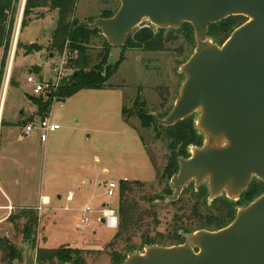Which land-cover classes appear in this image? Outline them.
<instances>
[{
	"label": "rangeland",
	"instance_id": "374dc122",
	"mask_svg": "<svg viewBox=\"0 0 264 264\" xmlns=\"http://www.w3.org/2000/svg\"><path fill=\"white\" fill-rule=\"evenodd\" d=\"M23 1L16 0L4 13L3 27L8 37L7 44L0 48V185L5 183V191L0 190V238L9 234L12 248L19 254L17 259L9 260L8 248L0 246V264H23L27 250L36 256L37 249L62 247L80 250L84 264H113L114 253L143 254L147 248L141 246L146 237L169 245L182 228L191 231L184 237L187 244L186 236L197 232L199 221L202 224L204 215L211 213L203 206L198 207V213L193 210L195 199L190 188L183 190L176 201H170L171 181L161 177L168 164V142L154 121L170 112L184 81L180 69L193 49L181 28L163 31V38L169 41L161 51L123 47L120 61L103 84L104 90H82L64 102H54L49 114L60 129L40 143L38 132L24 133L27 124L39 121L36 107L28 99L37 96L26 77L31 73L39 81L53 78L51 66L58 62L59 54L50 49V44L57 11L35 9L21 28ZM119 5V0H78L74 17L80 24L89 25L105 12L114 13ZM141 28L159 32L147 20L136 30ZM31 43L41 49L27 56ZM107 45L101 33L90 39L86 70L100 63ZM139 102L142 111L154 119L149 125L136 117ZM199 114H193L194 120ZM124 179L142 184L134 186L133 192L139 219L127 234L114 239L118 227L108 230L100 225L96 212L102 203L117 210L119 182ZM251 181L258 182L254 177ZM15 182L21 183L20 187ZM111 182L117 185V192L108 197ZM69 191L75 197L66 203L64 196ZM40 194L51 200L42 211L35 209ZM58 195H63L61 200ZM9 205L10 213L3 208ZM65 206L69 210L64 211ZM86 206L93 212L86 226H81L82 212L77 208ZM20 213L36 216L34 235L29 238L33 247L22 233L27 217L19 218Z\"/></svg>",
	"mask_w": 264,
	"mask_h": 264
},
{
	"label": "water",
	"instance_id": "95a60500",
	"mask_svg": "<svg viewBox=\"0 0 264 264\" xmlns=\"http://www.w3.org/2000/svg\"><path fill=\"white\" fill-rule=\"evenodd\" d=\"M119 4L113 16L88 25L110 47L104 69L120 61L128 35L143 21L160 30H177L183 24L193 29L195 47L181 66L184 81L178 97L170 112L155 122L168 128L199 112L194 126L204 142L190 148L188 158H179L178 172L170 179V201L189 183L197 190L207 182L209 202L222 192L236 200L253 177L264 183V0ZM22 12L23 7L19 21ZM230 17L246 20L219 46L208 37L209 27ZM186 240L180 246L146 247L145 253H133L122 264H264V193L238 209L226 227L198 230ZM23 264H37L31 250Z\"/></svg>",
	"mask_w": 264,
	"mask_h": 264
},
{
	"label": "trees",
	"instance_id": "16d2710c",
	"mask_svg": "<svg viewBox=\"0 0 264 264\" xmlns=\"http://www.w3.org/2000/svg\"><path fill=\"white\" fill-rule=\"evenodd\" d=\"M16 0H0V48L7 44L6 36L3 23L5 21V11L12 8L13 3ZM78 0H26L23 10L21 28L26 26L27 18L32 14L33 10L41 8H50V10L57 11L56 27L52 32L50 49L60 54L63 50V46L66 41L69 42L70 51L74 54V58L68 61V68L72 71L71 75L65 80L58 91L52 95H42L38 97H28L29 101L36 107V117L42 119L47 117L49 110L54 102H64L71 98L75 94L82 90H104L103 84L108 80L111 68L115 65H110L105 68L107 59L110 53V47L107 45L106 51L100 56V63L92 70L87 69V45L90 39L99 34V31H91L88 28V24H80L74 17L75 8ZM114 13L105 12L102 18H108L113 16ZM243 17H230L217 24L211 25L208 30V37L217 45L221 46L231 35V33L241 26L245 22ZM183 36L187 43H189L190 49H194V34L193 29L189 24H183L180 27ZM159 32L154 34L149 28H141L139 30H133L129 35L123 47H129L139 49L142 51H161L164 44L169 40L163 38V31L158 29ZM19 47V43L18 46ZM122 47V49H123ZM40 46L36 44H29L28 54L31 51H40ZM193 51V50H192ZM53 55V54H50ZM3 63L1 64L2 71ZM56 99V100H55ZM140 109L136 111V117L144 125H149L152 122L153 117L149 114H145L142 110L143 105L141 102L138 103ZM194 115L178 122L172 127H158L163 130L167 140V149L169 151L168 164L165 166L162 172V178L171 179L178 171V160L179 158H188L189 150L192 147H200L204 138L199 134L194 126ZM32 119H30L31 121ZM154 120V119H153ZM155 121V120H154ZM2 125V123H1ZM0 125V126H1ZM157 131V130H156ZM264 185V183L260 182ZM137 181L128 182L122 180L119 182L118 189V232L114 235V239L122 237L123 234H127L138 221L139 215L136 209V202L134 200V186H141ZM188 187V186H187ZM186 187V188H187ZM256 185L251 183L248 188L242 192V195H246L247 191L250 194L246 199V204L251 203L255 195L262 194L264 186L259 189H254ZM185 188V189H186ZM191 193L195 199L193 210L197 211L198 207L203 206L206 208L209 214H205L202 218V224L196 229L217 231L229 225L235 218L236 211L235 206H242L245 204L240 201L238 203H230L225 199L216 198L208 203V194L205 185H201L195 190L193 184H189ZM188 189V188H187ZM260 194V195H261ZM253 199V200H252ZM256 199V198H255ZM209 204V205H207ZM194 211V212H195ZM199 215V214H197ZM27 222L24 224L22 233L24 234L26 241L33 242L29 239L31 235H34L33 226L36 223V216L28 215ZM191 231L182 228L181 237L179 239L184 240V236L190 234ZM145 246L160 245V243L150 241L146 238L144 242ZM15 252V250H14ZM16 257V256H14ZM14 257H10L9 260H13ZM125 259V256L114 253L112 255L113 264H121ZM35 261L37 264H84L81 258V251L72 248H59L56 250H44L37 249Z\"/></svg>",
	"mask_w": 264,
	"mask_h": 264
},
{
	"label": "built area",
	"instance_id": "2783aa9c",
	"mask_svg": "<svg viewBox=\"0 0 264 264\" xmlns=\"http://www.w3.org/2000/svg\"><path fill=\"white\" fill-rule=\"evenodd\" d=\"M69 42L66 41L62 52L57 56L58 62L52 64L51 69L53 73V78L48 81H39L36 78L32 77L31 74H29L26 77V83L31 85L32 87V93L35 96H42V95H52L58 91L61 84L69 78L71 75L70 69L68 68V61L72 60L74 58V54L70 51L69 48ZM7 87V83L5 86V89ZM60 129V126L54 122V120L47 116L40 119L36 124L35 123H29L24 128L25 135H29L32 132H38L39 133V141L40 143H45L47 141L48 134L54 133ZM117 192V185L113 182L108 184L107 188V196L112 197ZM65 202L69 203L73 201V195L71 193H68L65 197ZM51 205V200L47 196H43L40 198L39 206L35 209L38 211L45 210L46 207ZM6 210L11 212V206L3 207ZM64 211L69 210L67 206H65ZM82 218L80 219V225L86 226V224L89 222L88 215L92 213L93 211L90 209V207L86 206L82 210ZM98 214L100 215V218L103 221L102 225L108 229V230H116L118 227V215L117 211L110 207V204L104 203L103 207L101 206L98 210Z\"/></svg>",
	"mask_w": 264,
	"mask_h": 264
},
{
	"label": "flooded vegetation",
	"instance_id": "af4514ba",
	"mask_svg": "<svg viewBox=\"0 0 264 264\" xmlns=\"http://www.w3.org/2000/svg\"><path fill=\"white\" fill-rule=\"evenodd\" d=\"M203 142H204V140H203ZM203 142H202V144H201V146L200 147H202V145H203ZM179 168V167H178ZM178 172V171H177ZM256 180H258V179H256ZM261 181L260 180H258V182L257 183H254L255 185H256V187H254V189H259V188H262L264 185L263 184H261L260 183ZM252 183V181L250 182V184ZM191 185L193 184V186H194V183H190ZM249 184V185H250ZM203 185H205L206 186V189H207V184L205 183V184H203ZM187 188H189V185H188V187ZM186 188V189H187ZM194 188H195V186H194ZM248 188V187H247ZM246 188V189H247ZM186 189H184V190H186ZM245 191V190H244ZM244 191H242V192H244ZM240 193V195L238 196V198L235 200V199H230V198H228V197H226V195L223 193V194H221L219 197H217V198H221V199H225V200H227V201H229L230 203H238L239 201H240V203L241 202H244L245 204H242L241 203V205L242 206H235L234 208H235V213H237V211H238V209H240V208H243V207H245V206H247L248 204H246V198H245V195H242L243 193ZM207 194H208V189H207ZM208 197H209V195H208ZM216 199V198H215ZM214 200V199H213ZM208 200H206V202H207ZM238 201V202H237ZM208 203H209V201H208ZM207 205H209V204H207ZM11 210H12V208H11ZM19 218H24V215H23V213H20L19 214V216H18ZM7 219V218H6ZM6 219H4V220H6ZM3 220V221H4ZM181 234H182V232L181 233H178V234H176V236L174 237V240L175 241H171V244H169V245H166V244H163V243H161V242H159V241H157V243H160V245H153V246H162V247H171V246H180V245H184V243H185V241L184 240H181V239H179L178 238V236H180V238H182L181 237ZM146 238H148V237H146ZM145 238V239H146ZM145 239L143 240V242H142V248H146V247H149V246H145L144 245V242H145ZM148 239H150V238H148ZM150 241H153V240H151L150 239ZM21 242L23 243V240H21ZM155 242V241H154ZM0 243H2V244H0V246H3V247H6V248H8V258H10V257H14V256H16V257H14V259L13 260H15V259H17L18 258V256H19V254H18V252L17 251H15L14 252V250L15 249H13L12 248V244H11V241H10V235L9 234H5L4 235V237H2V238H0ZM27 244H29V245H32V247H33V242L31 241V242H26ZM131 254H133V251H131L130 253H127L126 255H122V256H125V259L128 257V256H130ZM138 254H141V253H138ZM23 256V255H22ZM24 257V256H23ZM125 259L122 261V263L125 261ZM121 263V264H122Z\"/></svg>",
	"mask_w": 264,
	"mask_h": 264
},
{
	"label": "crops",
	"instance_id": "0c3cea01",
	"mask_svg": "<svg viewBox=\"0 0 264 264\" xmlns=\"http://www.w3.org/2000/svg\"><path fill=\"white\" fill-rule=\"evenodd\" d=\"M31 44H33V43H31ZM28 45H29V44H28ZM30 55H31V54H29V55H27V56H30ZM24 56H25V55H24ZM49 57H52V55H49ZM34 66H38V65H34ZM40 70H41V69L38 68L37 71L40 72ZM29 74H31V73H29ZM29 74H28V75H29ZM48 116L51 117V112H50V114H49ZM3 122H4V121H3ZM54 122H55V121H54ZM3 125H4V124H3ZM2 127H3V126H2ZM2 127H0V131L2 130ZM18 140H22V137H21V136H18ZM106 172H107V171H105V173H106ZM124 180H126V179H124ZM80 182H81V184L83 183L82 180H81ZM87 182H88V180H84V183H85V184H86ZM15 183L17 184L18 182H15ZM3 184H5V183H3ZM3 184L0 185V190H2V191L4 192V191H5V189H4L5 186H3ZM20 185H21V183H18L17 186L20 187ZM68 193H71V194L73 195V200H74V197H75L74 193L71 192V191H69ZM68 193H67V194H68ZM67 194H66V195H67ZM66 195H65V196H66ZM43 196H44V195L40 194V198L43 197ZM62 196H63V195H58V196H57V199H58V200H61V199H62ZM65 196H64V197H65ZM6 198H7V197H6ZM7 200L10 202L9 204L11 205V199L8 197ZM103 204H104V203H102L101 206H103ZM38 205H39V204H38ZM68 208H69V207H68ZM77 209L79 210V212H81V210H82L83 208H77ZM97 212H98V211H97ZM97 212H96V214H98ZM94 213H95V212H94ZM101 220H102V219L100 218V216H98V217H97V221H98V223H99L100 225L102 224Z\"/></svg>",
	"mask_w": 264,
	"mask_h": 264
}]
</instances>
